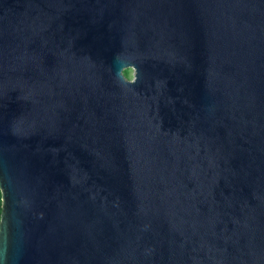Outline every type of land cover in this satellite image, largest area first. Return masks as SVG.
Instances as JSON below:
<instances>
[{"label":"water","instance_id":"obj_1","mask_svg":"<svg viewBox=\"0 0 264 264\" xmlns=\"http://www.w3.org/2000/svg\"><path fill=\"white\" fill-rule=\"evenodd\" d=\"M0 194V264H264V0H0Z\"/></svg>","mask_w":264,"mask_h":264},{"label":"rangeland","instance_id":"obj_2","mask_svg":"<svg viewBox=\"0 0 264 264\" xmlns=\"http://www.w3.org/2000/svg\"><path fill=\"white\" fill-rule=\"evenodd\" d=\"M134 70L133 68H127L123 70V74L127 79H131L133 77ZM1 202V198H0Z\"/></svg>","mask_w":264,"mask_h":264},{"label":"trees","instance_id":"obj_3","mask_svg":"<svg viewBox=\"0 0 264 264\" xmlns=\"http://www.w3.org/2000/svg\"><path fill=\"white\" fill-rule=\"evenodd\" d=\"M0 198H1V194H0ZM0 210H1V202H0Z\"/></svg>","mask_w":264,"mask_h":264}]
</instances>
